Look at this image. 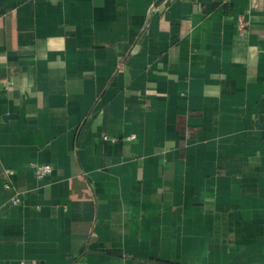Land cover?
Returning a JSON list of instances; mask_svg holds the SVG:
<instances>
[{"label":"crops","instance_id":"1","mask_svg":"<svg viewBox=\"0 0 264 264\" xmlns=\"http://www.w3.org/2000/svg\"><path fill=\"white\" fill-rule=\"evenodd\" d=\"M0 264H264V0H0Z\"/></svg>","mask_w":264,"mask_h":264},{"label":"built area","instance_id":"2","mask_svg":"<svg viewBox=\"0 0 264 264\" xmlns=\"http://www.w3.org/2000/svg\"><path fill=\"white\" fill-rule=\"evenodd\" d=\"M133 138L134 136H131L129 139H133ZM33 168L35 170L37 178L39 179L46 178L54 171V167L50 164H34ZM6 188H9V186L6 185ZM11 203L13 205H19L21 203V198L18 195H14L11 198Z\"/></svg>","mask_w":264,"mask_h":264}]
</instances>
